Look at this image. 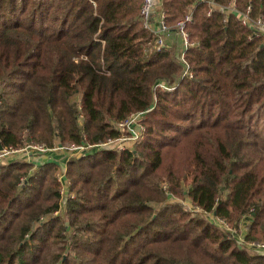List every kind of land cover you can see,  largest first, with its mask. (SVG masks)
Segmentation results:
<instances>
[{
    "label": "trees",
    "instance_id": "trees-1",
    "mask_svg": "<svg viewBox=\"0 0 264 264\" xmlns=\"http://www.w3.org/2000/svg\"><path fill=\"white\" fill-rule=\"evenodd\" d=\"M209 1L163 0L157 50L143 0H0L3 148L89 146L66 163V220L67 159L0 158V264H264L205 215H248L246 239L264 240V39ZM248 5L264 16V0ZM143 111L134 148L93 146Z\"/></svg>",
    "mask_w": 264,
    "mask_h": 264
},
{
    "label": "built area",
    "instance_id": "built-area-1",
    "mask_svg": "<svg viewBox=\"0 0 264 264\" xmlns=\"http://www.w3.org/2000/svg\"><path fill=\"white\" fill-rule=\"evenodd\" d=\"M200 1H205V0H200ZM209 2L211 3L212 6L210 7L208 11V15H210L213 9L215 8H219L227 14L236 12L240 16L242 25L246 27H250L253 30V33L251 34L250 38L263 37L264 39V16L263 15L253 16L251 14L252 13L251 5H248L245 8V10L240 11L238 8V0H230L226 6H220L216 4L213 0H210ZM140 13L143 19L144 26L155 33L156 35L155 48L157 50H160L162 47L166 46L167 38L170 36L169 27L166 23V11L163 8V0H143ZM191 19H192V13L190 12L186 14L182 19H180L176 24V26L178 27L177 34L180 36L183 42L184 50L190 44H194V43H191L188 32L186 31V25L189 21H191ZM182 59L184 61V69H185L184 75L192 76L193 73L190 69L189 63L186 61L184 57V53L182 54ZM158 86L161 89L173 88V87H168L164 83H158ZM144 113H145L144 111L133 113L127 118H125L124 120L119 121L117 123V126L119 130L121 131L120 136L116 138L110 137L106 141L96 143L93 146L100 147V148L107 146L117 151H124L126 149L131 148L133 143L138 142L144 138L145 126L142 122ZM88 148L89 146H86V145H80V146L71 145L68 147H64V146H61L60 144L53 148H50L45 143L29 142L24 147H20V148H12V147L3 148L2 150H0V158H6L15 153L16 154L19 153L21 154V157L28 158L29 160H33V159H36L37 157V154H36L37 151L41 153H48L51 150L57 151V150L66 149L68 150V158H67L68 160L71 157L80 156ZM62 169L64 170L61 173L57 174L58 181L62 184L60 204H61V199H63V201L65 200L64 199L65 191L66 190L68 191L66 179L64 180L65 175H66V163ZM66 196L67 194L65 195V198ZM61 207H62V204H61ZM195 207L198 208V211L202 210L198 206H195ZM60 209L55 211L56 216H59ZM205 215H207L208 219L211 222L229 231L232 234V236L235 237L236 239L241 237L240 238L241 241H238L240 245L246 246L249 249L258 251L260 253H264V240L249 241L245 237L242 238L241 233L238 232L237 228L230 226L228 222L225 221L224 219L218 218L212 213L205 214ZM236 236H238V238Z\"/></svg>",
    "mask_w": 264,
    "mask_h": 264
},
{
    "label": "rangeland",
    "instance_id": "rangeland-1",
    "mask_svg": "<svg viewBox=\"0 0 264 264\" xmlns=\"http://www.w3.org/2000/svg\"><path fill=\"white\" fill-rule=\"evenodd\" d=\"M173 36V35H172ZM258 125H259V127H261V126H263L264 125V122H263V119H260L259 120V122H258ZM141 141V140H140ZM139 142V141H138ZM137 142H135V143H133L132 144V146H131V148H134V146H135V144H136ZM52 151H54V152H56V154L58 155V156H60V157H62V158H65V159H67L68 158V150H57V151H55V150H52ZM68 161V160H67ZM67 161L65 162V163H67ZM63 166H65V164L63 165ZM64 169H61V170H59L58 172H57V174H59V173H61L62 171H63ZM57 178H58V176H57ZM66 179V176H65V178H64V180ZM66 183H67V186H68V181H67V179H66ZM61 184V183H60ZM61 187H62V184H61ZM69 187V186H68ZM68 193V191L66 190L65 191V194H64V199H66L65 198V195ZM60 194H61V191H60ZM63 202V203H62ZM61 204H62V207H61V209H60V211H59V216L60 217H62V218H64V206H65V200L63 201V199H61ZM184 204H185V206H187V207H189V208H191L192 210H197L198 211V208H196L195 207V205H193L192 203H191V201H189V200H186L185 202H184ZM54 215H56V213H54ZM65 219V218H64ZM66 220V219H65ZM250 223V216H245V217H243L241 220H240V222H239V226L238 227H236L237 228V230H238V232L239 233H241V236H242V238H246V234H247V225ZM237 238H238V236H236ZM241 238V237H240ZM240 238H238L237 239V241H241V239Z\"/></svg>",
    "mask_w": 264,
    "mask_h": 264
},
{
    "label": "water",
    "instance_id": "water-1",
    "mask_svg": "<svg viewBox=\"0 0 264 264\" xmlns=\"http://www.w3.org/2000/svg\"><path fill=\"white\" fill-rule=\"evenodd\" d=\"M61 146H62V144H60ZM3 149V146H2V143H1V141H0V150H2Z\"/></svg>",
    "mask_w": 264,
    "mask_h": 264
}]
</instances>
